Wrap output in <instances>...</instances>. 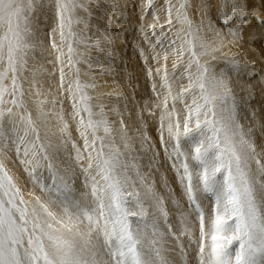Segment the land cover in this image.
I'll use <instances>...</instances> for the list:
<instances>
[{"label": "snow or ice", "instance_id": "1", "mask_svg": "<svg viewBox=\"0 0 264 264\" xmlns=\"http://www.w3.org/2000/svg\"><path fill=\"white\" fill-rule=\"evenodd\" d=\"M132 6L151 91L136 129L154 153L147 170L124 113L103 102L116 93H98L93 73L111 70L101 61L120 5L0 0V264H192L190 253L264 264V114L244 112L233 87L256 75L233 48L246 30L264 35V0ZM145 112L158 145L141 131ZM161 149L178 191L167 177L159 190Z\"/></svg>", "mask_w": 264, "mask_h": 264}, {"label": "rangeland", "instance_id": "2", "mask_svg": "<svg viewBox=\"0 0 264 264\" xmlns=\"http://www.w3.org/2000/svg\"><path fill=\"white\" fill-rule=\"evenodd\" d=\"M109 2H115L120 5V14L109 13V15L113 16V20L109 27L113 33H120V35L114 38L112 47L106 49V53L107 51H111L112 56L108 58L105 54V57L101 61L105 69L110 68L111 70L106 72L103 76H100L99 74L102 69L99 66L93 68V73L97 76V83L101 85L97 91L98 93H116L112 96L103 95V102L107 108L117 107L124 113V120L128 126V132L133 136L137 148L136 154L142 158L141 162L145 166V170H147V166L152 160L154 153L141 150L140 140L136 131V129L140 127V121L138 119L139 110L143 107L144 101L148 100L151 96L143 61L139 58L138 51L135 47L139 42L138 13L132 6L134 0H127V7L124 6L125 0H109ZM256 2L258 3V0H256ZM193 17L194 19H198L195 14ZM249 19L250 17L248 16H238L236 17V22H244L247 24ZM233 52L238 53V58L241 63H247L249 68L255 67L256 69L254 78L245 75L242 78H234L233 80L234 90L238 99H240L244 105V112L251 113L255 110L258 115L264 114V82L261 81L260 76L261 69H264V35L257 31L254 36L250 37L246 30L241 46L239 48H233ZM91 55L95 57L97 53L93 51ZM37 59L40 60L39 52L37 54ZM109 60L113 61V63L110 64ZM252 61H255L254 65L250 63ZM40 62L43 63L45 68H51V65L46 61ZM86 70L87 69L82 66V71ZM109 115L115 127L118 129L119 116L111 112ZM241 115L243 117V112ZM144 116L145 126L141 128V131L147 133L151 138L150 142L158 145L156 126L153 124L152 120L148 118L146 112ZM255 136L257 143L264 144V136L261 135L259 127L256 129ZM62 160L66 162V157H62ZM158 163L160 164V171L156 173L155 178L158 182L159 190L161 192H166L162 186L161 178L167 177L170 186L178 191V185L174 182V173L170 170L169 166L164 163L162 149L160 150ZM153 171H155V168H153ZM189 260L192 261V264H195L194 257L191 253L189 254Z\"/></svg>", "mask_w": 264, "mask_h": 264}, {"label": "bare ground", "instance_id": "3", "mask_svg": "<svg viewBox=\"0 0 264 264\" xmlns=\"http://www.w3.org/2000/svg\"><path fill=\"white\" fill-rule=\"evenodd\" d=\"M194 15V14H193ZM113 91V90H112ZM112 98V97H111ZM121 99V98H120ZM120 99H119V101H120Z\"/></svg>", "mask_w": 264, "mask_h": 264}]
</instances>
